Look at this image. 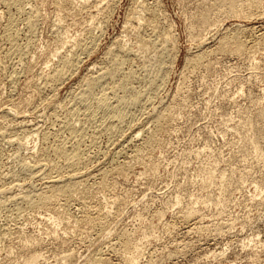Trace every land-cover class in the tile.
<instances>
[{
	"label": "rangeland",
	"instance_id": "374dc122",
	"mask_svg": "<svg viewBox=\"0 0 264 264\" xmlns=\"http://www.w3.org/2000/svg\"><path fill=\"white\" fill-rule=\"evenodd\" d=\"M21 1L7 5L0 0V183L21 185L14 183L17 187L4 194L13 193L16 200H0V205L3 200L6 204L0 206V264H25L34 253L41 257L33 264H84L95 253L106 256L109 264H125L116 252L122 232L139 243L138 264H264V42L242 52L218 47L229 32L244 37L247 47L261 37L264 3L249 15L246 11L245 17L228 12L230 0H88L76 8H59L56 0ZM245 1L249 0L235 4L244 8ZM141 6L147 9L142 12L145 20L148 9H155L159 25L155 30L145 27L142 19L145 24L137 25ZM98 7L108 8L100 26ZM30 13L36 15L33 21L28 20ZM204 14L211 21L203 25L198 19ZM10 17L15 21V49L5 39ZM91 26L95 38L90 49L79 53L73 72L50 86L47 73L58 61L54 50L69 53L67 46L80 35L86 38ZM157 29H168L173 38L166 70L157 68L153 49L143 51L138 45L147 37L156 38ZM119 50L126 56L121 73L129 70L136 76L128 86L146 96L129 107L132 118L128 113L127 121L112 127L117 130L113 135L100 112L87 122L76 100L87 78L107 66L110 52ZM199 52L203 58L191 64L189 59ZM157 73L163 78L147 94L145 87ZM157 111H165L167 124L163 122L165 126L156 132L152 118ZM67 118L84 129L81 136L64 129ZM247 121L254 123L262 157L242 142ZM136 130V137L127 140ZM45 132L47 141L41 138ZM148 133L155 135L154 142L139 147ZM54 135L67 147L78 143L83 157H88L80 169L87 177L78 184L80 193L67 202L58 197L47 208L27 206L25 199L48 187L45 190L47 179L33 177L24 163L33 164L40 148L54 143ZM208 167L225 175V180L217 177L202 186ZM61 171L52 174L65 179ZM256 182L259 194L253 195ZM24 192L29 196L23 198ZM185 208L195 209L189 220L182 218ZM55 209L67 212L69 222L52 223L49 216ZM157 212L159 219L154 217ZM90 216L93 225L82 220Z\"/></svg>",
	"mask_w": 264,
	"mask_h": 264
},
{
	"label": "bare ground",
	"instance_id": "6f19581e",
	"mask_svg": "<svg viewBox=\"0 0 264 264\" xmlns=\"http://www.w3.org/2000/svg\"><path fill=\"white\" fill-rule=\"evenodd\" d=\"M88 0H56V3H57V6L59 8L61 7H65L66 5H71V6H76V7H83L82 5H85V3L87 2ZM237 1V0H236ZM2 2L4 4H7V5H11L12 3H20L22 2L21 0H2ZM246 2V1H245ZM244 2V3H245ZM264 3V0H249L248 2H246V9L244 10V8H239L236 6L235 4V0H230V3H229V11L230 13L232 14H236V15H240V14H244L246 13V11H248V15L249 13L251 12V9H256V8H259L262 4ZM65 5V6H63ZM79 5V6H78ZM264 5V4H263ZM3 6V5H2ZM9 7V6H7ZM69 7V6H68ZM75 7V8H76ZM262 8V7H261ZM70 9V8H69ZM72 10V9H71ZM146 8H144L143 6H141V8L139 9L138 12V15H137V21L136 23H138L137 25H144L146 21V26H150L151 28H153V30H155L157 27H159V25L157 26L158 24V16L156 15V11L155 9H148V20H145L143 19V15L145 16V14L142 15V12H146ZM257 10V9H256ZM101 9L98 7L97 9V15L101 14L102 15V19L98 20V22L96 23L97 26H100V24L103 22V20H105V16L107 15V12H108V8L106 9ZM262 11V10H261ZM31 14V13H30ZM29 14V15H30ZM252 15V14H250ZM36 16V15H35ZM33 14H31L30 17H28L30 21H33ZM246 17V15H245ZM95 18V15H91V18L90 20L93 21ZM140 19H142L143 22L140 21ZM89 20V21H90ZM145 20V21H144ZM199 23H202L203 25L205 23H208L209 20H210V17L209 15H201L198 19ZM29 21V23H31ZM95 21V20H94ZM94 21L92 23H94ZM135 21H136V18H135ZM211 21V20H210ZM96 22V21H95ZM217 22V21H216ZM15 21L13 18H8V21L5 25V33H6V40L10 42L12 48L16 47L15 43H16V31H14L13 33V26H15ZM104 23V22H103ZM14 24V25H13ZM95 25V26H96ZM136 25V26H137ZM216 25V23H215ZM139 27V26H137ZM90 28V29H89ZM88 30L86 31L87 34H85V37L86 38H82L79 36L74 38L73 42L71 44H69V46H67V49H68V52L66 51V53H60L59 52V47L56 48L53 52V57H57L58 61H57V64L51 69V71L49 73H47V82L50 83V86L51 85H56L58 84L59 82H62V80L71 72H73L72 70L74 69L75 67V63L77 62L78 60V56H79V53H82V52H85L87 50L90 49V46L91 44L93 43L94 41V38L95 36L93 35L92 33V26L89 27ZM101 28V27H100ZM141 28V26H140ZM248 28V27H247ZM134 29V28H133ZM138 28H136L137 30ZM135 30V29H134ZM140 30V29H138ZM99 31V30H98ZM4 32V31H3ZM85 32V33H86ZM228 33V32H227ZM87 35V36H86ZM198 35V34H197ZM202 35V34H201ZM240 34H238L237 32H232L227 35V36H223L222 40L220 41V45L218 47H220V49H222V51H230V52H242L246 49H250V50H254L256 49L258 46H260V44H262V42H264V32H262L260 35L261 37L259 36V38L254 41V43L252 45H249V47H247L246 45V42L243 40V39L239 36ZM243 36V35H242ZM71 37V36H70ZM200 37V36H199ZM258 36L256 35V38ZM72 38V37H71ZM155 38V37H154ZM153 37L148 39V37L146 39H143L141 41V43H139V48L142 49L143 51L144 50H147V49H153L155 54L158 56V62H157V68L159 70H166V64H168L165 60L166 57L170 58L171 57V52H169V50L171 49V46H172V43H173V38L172 36L170 35V32L168 29H163L162 31H159L158 29L156 30V38L154 39ZM250 38V37H249ZM65 39H67V37H65ZM65 39H64V42H65ZM69 39V37H68ZM220 39V38H219ZM218 39V41H219ZM251 39V38H250ZM63 40V39H62ZM61 40V41H62ZM204 40V39H203ZM202 40V41H203ZM246 40V39H245ZM68 41V40H67ZM63 42V43H64ZM251 43V42H250ZM18 44V43H17ZM66 45V44H64ZM64 45L60 46L61 48L64 47ZM97 46V45H96ZM18 47V46H17ZM170 47V48H169ZM216 47V46H215ZM247 47V48H246ZM210 48V47H209ZM15 49V48H14ZM19 49V48H18ZM211 49V48H210ZM209 49V50H210ZM66 50V49H65ZM202 50V49H201ZM11 51V50H10ZM15 51V50H14ZM171 51V50H170ZM212 51V50H211ZM217 51V50H216ZM20 52V51H19ZM109 53V52H108ZM200 53V52H199ZM87 54V53H86ZM196 55V54H195ZM203 55L200 53V54H197L195 57H193L191 60L189 59V62L193 65H196L203 57ZM20 57V56H19ZM125 55L122 54L119 51H114V52H110V56L108 57L109 58V61H108V64L107 66L104 67V69H102L101 71L96 72L98 74L94 75V76H89L87 78V80L85 81L83 87L81 88V91L79 92V95H78V98L76 100V103H78V105H81V108H83L84 110L82 111H85V116L86 120H88L87 122H89L91 119V117H94V114L97 113V112H100L99 114H103V118H106L107 120V124H108V129L112 127H114L115 125L117 126L118 124H120L121 122H124L126 119V116L128 113V110H131L129 109L130 106H134V104H138V102L140 103V100L144 99L143 97L146 96V94H144L145 96H142L143 95V92H139V91H135L133 88H130L131 86H128L129 85V82L132 81L133 77L136 78V76L132 73V71L130 72L128 70V72L126 73H121L122 72V66L124 64V62H126L125 60ZM128 59V57H127ZM171 59V58H170ZM170 62V60H168ZM79 62V61H78ZM188 62V63H189ZM100 63V62H99ZM13 72V71H12ZM11 72V73H12ZM124 72V71H123ZM8 75H10L9 73H7ZM13 74V73H12ZM83 75V73H82ZM145 75V74H144ZM148 75H152V74H148ZM147 75V76H148ZM69 77V76H68ZM163 76L160 74V73H157V74H153L152 77H150V81L148 83V87L146 86L145 87V92L148 94H150V92L153 91L154 87L156 86V81L157 80H160L162 79ZM10 79V78H9ZM135 80V79H133ZM148 80V79H147ZM9 85V83H8ZM106 85V86H105ZM158 85V84H157ZM52 86V87H53ZM97 87H101L100 91H95V89ZM156 88V87H155ZM107 89H109L107 91ZM97 90V89H96ZM156 90V89H155ZM154 90V91H155ZM121 91V93L119 92ZM143 91V90H142ZM154 93V92H153ZM152 93V94H153ZM76 96V94H75ZM151 95H149L150 97ZM148 97V96H147ZM146 97V98H147ZM154 97V96H153ZM148 99V98H147ZM146 99V100H147ZM75 101V100H74ZM143 101V100H142ZM141 101V102H142ZM152 101V100H151ZM143 103V102H142ZM146 103V102H145ZM71 105V104H70ZM74 105V104H73ZM143 106V105H142ZM69 107V106H68ZM77 107V106H76ZM159 107V106H158ZM78 108V107H77ZM76 108V110H78ZM80 108V107H79ZM131 108V107H130ZM73 109L75 108H72L71 110L73 111ZM139 110V109H138ZM81 111V112H82ZM132 111V110H131ZM141 111V110H140ZM163 111V110H162ZM5 114H8L9 113V110H5L4 111ZM52 112V111H51ZM68 112H71V111H68ZM75 112V110H74ZM155 112V111H153ZM165 112V111H164ZM164 112H158L155 113L152 117L153 119V122H154V125L156 126V132L158 131L157 129H162L165 125H163V122L167 119L166 117V113ZM73 112H71L72 114ZM76 113V112H75ZM78 113V112H77ZM76 113V114H77ZM83 113V112H82ZM132 113V112H131ZM130 113V114H131ZM262 113H263V110H262ZM261 113V114H262ZM4 114V115H5ZM54 114V113H53ZM70 114V113H69ZM74 114V113H73ZM72 114V115H73ZM80 114V113H79ZM98 114V113H97ZM98 114V115H99ZM68 115V114H67ZM129 115V114H128ZM10 116V114H9ZM70 116V115H69ZM102 116V115H101ZM130 116V115H129ZM100 117V116H99ZM147 117V116H146ZM74 118V116H73ZM98 118L97 117H94L93 118V121ZM132 118V114H131V117ZM261 118H264L263 116H261ZM75 119V118H74ZM83 119V118H82ZM100 120V119H99ZM104 120V121H106ZM129 120V119H128ZM62 121V120H61ZM72 121V119H71ZM70 121L69 118H67L63 124H64V129L68 130V132H70L71 134H74L76 135L77 133H79V136L80 135V132L83 131L84 129L81 130L82 127H79L77 128V125H73L72 122ZM92 121V122H93ZM127 121V119H126ZM130 122V121H129ZM133 122V121H132ZM245 122V121H244ZM77 123V122H76ZM79 123V122H78ZM91 123V122H90ZM104 123V122H103ZM152 123V122H151ZM248 123V121H247ZM20 124V123H19ZM82 124V122H81ZM105 124V123H104ZM164 124H167L164 122ZM244 124V123H243ZM254 124V123H253ZM253 124L250 122L248 124H244L246 125L245 127V139L242 141V142H248V144H250V150L251 152L256 156V157H262L263 156V151L261 150V148L259 147V140L258 138H256V135H255V132H254V126ZM84 125V124H83ZM87 125V124H86ZM96 125V124H95ZM142 125V124H141ZM151 125V124H150ZM23 126V125H21ZM32 126V125H31ZM107 126V125H106ZM105 126V127H106ZM118 126H121V125H118ZM26 127V126H25ZM34 127V126H33ZM101 127V126H100ZM84 128V127H83ZM104 128V127H103ZM116 128V127H115ZM114 128V129H115ZM125 128V127H124ZM132 128V127H131ZM21 129V128H20ZM52 129V128H51ZM58 129V128H57ZM87 129V128H86ZM106 129V130H108ZM113 129V128H112ZM114 129L113 131H109V132H113V135H114ZM127 129V128H126ZM140 129V128H139ZM1 130V129H0ZM53 130V129H52ZM81 130V131H80ZM97 130V129H96ZM100 130V129H99ZM116 130V129H115ZM121 130V129H120ZM118 130V131H120ZM149 130V129H148ZM28 131V130H27ZM40 131V130H39ZM86 131V130H85ZM117 131V130H116ZM140 130H138V132H140ZM143 131V130H142ZM155 131V130H154ZM24 132V131H23ZM52 132V131H51ZM132 132V131H131ZM241 132V130H240ZM38 133V132H37ZM46 133V132H45ZM43 133L41 135V138L43 141H47L48 139V136L47 134L48 133ZM62 133V132H61ZM82 133V132H81ZM102 133V131H101ZM124 133V132H123ZM134 133V132H133ZM152 133V132H151ZM149 134L147 136H145V138H143V140H140L141 141V144L139 145V147H148L150 146L153 142H154V137L155 135L154 134ZM244 133V132H243ZM31 134V133H30ZM29 134V138L31 140H33L34 138L37 140L36 137H33V135H30ZM50 134V133H49ZM55 134V133H54ZM59 134V133H58ZM69 134V133H68ZM70 134V135H71ZM122 134V133H121ZM131 134V133H130ZM137 130L135 131L134 135L131 134L129 135L130 137H128L129 139L127 140H133V138L136 137L137 135ZM2 135V134H0ZM53 135V134H52ZM91 135V134H90ZM145 135V134H143ZM243 136V134H241ZM56 136V135H54ZM72 136V135H71ZM241 136V137H242ZM40 137V136H39ZM139 137V136H138ZM61 138V136H60ZM94 138V137H93ZM112 138V137H111ZM117 138V137H116ZM244 138V137H242ZM23 139V138H22ZM62 139V138H61ZM71 139V138H70ZM78 139V137H77ZM81 139V137H80ZM107 139V138H106ZM41 140V139H40ZM55 140V139H54ZM63 140V139H62ZM59 139L58 136H56V140L54 141V143L50 142L52 145L48 146L47 148L46 147H41L40 148V153L39 156L35 157L37 158L36 160L34 159V162L33 164H30L27 165L26 163H24V167H28V170H29V167H30V172L33 175V177H35L37 174L40 175V177H45L47 179V183H46V186L44 187L45 190H46V187H48V190L47 191H44V190H40L38 192V194H35V196L33 198H27L25 199V202H28L29 204L27 206H32V207H46L47 206H51V205H54V202H55V199H57L58 197H64L65 201L67 202L68 200H70L71 197H73L78 190V184L80 183V186L82 184V180L84 181L86 174H83L82 171L80 170L81 167L84 165V161L87 158H84L83 157V150H81L79 147H78V143L76 144V146H71L72 147H67V144L65 145L66 142L63 143V141ZM73 140V139H72ZM79 140V139H78ZM77 140V141H78ZM89 140V139H88ZM124 141V140H123ZM80 142V141H79ZM84 142V141H83ZM94 142V141H93ZM111 142V141H110ZM138 142V141H137ZM26 143V142H25ZM90 144V143H89ZM246 144V143H244ZM23 145V144H22ZM34 145L32 146V148H34ZM69 145V144H68ZM247 145V144H246ZM92 146V145H90ZM107 146V145H106ZM125 146V145H124ZM36 147V146H35ZM102 148V147H101ZM105 148V147H104ZM121 148V147H120ZM123 149V148H121ZM128 149V148H127ZM39 150V148H38ZM86 150V149H85ZM133 150V149H132ZM102 151V150H101ZM34 152V151H33ZM113 152V151H112ZM115 152V151H114ZM119 152V151H118ZM131 152V151H130ZM35 153V152H34ZM124 153V152H123ZM118 154V153H117ZM116 154V155H117ZM140 154V153H138ZM138 154H134L135 156ZM85 155V154H84ZM113 155V154H112ZM93 156V155H92ZM96 156V155H95ZM132 156V155H131ZM140 157V156H138ZM90 158V157H89ZM94 158V157H93ZM135 159V157H134ZM94 161V160H93ZM86 162V161H85ZM91 163V162H90ZM29 164V163H28ZM22 166V165H21ZM26 167V168H27ZM86 167V166H84ZM82 167V168H84ZM25 168V169H26ZM209 169L205 170V176L203 177V181L201 182V185L204 186V185H209L210 183H213L214 182V179H219V181H224L225 180V175L223 176V174H220V172H218V174H216L215 170L211 167H208ZM24 169V168H23ZM102 169V168H101ZM205 169V168H204ZM203 169V170H204ZM64 171V173H62V171ZM84 170V169H83ZM61 173L66 177L65 179H60L61 178V175H60V178L59 175L57 177V174L58 173ZM57 173L55 175H53L52 173ZM104 172V171H103ZM101 172V173H103ZM107 172V171H106ZM13 174V173H12ZM37 175V176H39ZM90 175V173H89ZM8 176V175H7ZM103 176V175H102ZM6 177V176H5ZM24 177V176H23ZM32 177V175H31ZM92 177V176H91ZM63 178V177H62ZM14 179V178H13ZM19 179V178H18ZM17 180V178H16ZM30 180V179H29ZM87 180V178H86ZM101 180V179H100ZM103 180V178H102ZM1 182V181H0ZM10 182V181H9ZM19 182V181H18ZM43 182V181H42ZM13 183V182H12ZM11 183V184H12ZM15 183V181H14ZM13 183V184H14ZM45 183V182H44ZM43 183V184H44ZM222 183V182H221ZM3 184V183H2ZM0 183V200H2L1 198L5 199V201L7 200H10L11 198L12 199H15L17 197H12L11 195L12 194H8L7 196L8 197H5L6 195V192H8V190H12V187L15 186L17 187L16 185H19V184H16V185H11V186H5V184L2 185ZM9 184V183H8ZM21 184V183H20ZM25 184V183H24ZM21 187V185H19ZM259 183H255L254 184V187H255V193L253 195H257L259 194L258 192V189L259 188ZM82 187H84V185H82ZM33 188V187H32ZM41 188V187H40ZM81 187H79L80 189ZM21 189V188H20ZM86 189V188H85ZM14 190V188H13ZM30 191V190H29ZM31 192V191H30ZM22 193V192H21ZM20 193V194H21ZM28 193V192H26ZM34 193V192H33ZM36 193V192H35ZM80 193V191H79ZM85 193V191H84ZM19 194V195H20ZM29 194V193H28ZM28 194H25L24 192V196H22L23 198L25 197H28L29 195ZM32 194V192L30 193ZM86 194V193H85ZM15 195V194H14ZM33 195V194H32ZM73 195V196H72ZM78 195V194H77ZM81 195V194H80ZM16 196V195H15ZM31 196V195H30ZM76 196V195H75ZM5 197V198H4ZM22 197H18V198H22ZM10 198V199H9ZM22 198V201L24 200ZM16 200V199H15ZM13 200V201H15ZM28 200V201H26ZM178 198H176V202H177ZM20 201V199H19ZM115 201H118V200H115ZM2 202V201H1ZM113 202V201H112ZM20 203V202H19ZM65 203V202H63ZM120 203V202H119ZM27 204V203H26ZM3 205H6L4 203V200H3V204H1L0 206H3ZM83 205V204H82ZM24 206V205H23ZM30 206V207H31ZM85 206V204L83 205ZM67 207V206H66ZM66 207H65V210H66ZM49 208V207H48ZM64 209V207H62ZM18 209V208H17ZM53 209V208H52ZM69 212V211H68ZM106 212V211H105ZM104 212V213H105ZM182 213V218L185 219V220H189L191 217H193V215H195V209L194 208H185V209H182L180 211ZM53 215H50V219L52 220L51 222L54 223L55 225H58L59 223H64V222H69L68 219L70 218V216L67 215V212H64L63 211H60L58 209H55L53 210ZM98 213H101V212H98ZM71 214V213H70ZM103 214V212L101 213ZM156 215L154 216L155 218L159 219L161 217V214L160 213H155ZM82 215V214H81ZM89 215V214H88ZM88 215L84 216L83 217H87ZM72 216V215H71ZM97 216V215H96ZM99 216V215H98ZM105 216V214H104ZM69 217V218H68ZM74 217V216H73ZM89 217V216H88ZM75 219V218H74ZM72 219V220H74ZM97 219V218H96ZM83 221H87L88 224L90 225H93L94 224V221L95 219H93L91 216H90V219H87L85 220L82 219ZM77 221V220H76ZM74 222V223H77V222ZM80 221V220H79ZM82 222V221H80ZM194 227V226H193ZM198 228V226H195ZM194 227V228H195ZM57 228V227H56ZM5 231V230H4ZM55 231V229H54ZM53 231V232H54ZM55 234V233H54ZM118 242H119V249L116 251L119 253L120 255V258L122 259L123 262H125V264H138L139 263V258H140V255H141V248L139 246V243L138 242H135L133 239H131L130 235L125 233V232H122L121 234H119L118 236ZM117 244V243H116ZM118 245V244H117ZM114 247V246H113ZM117 247V246H116ZM117 249V248H116ZM104 253V252H103ZM102 253H95L93 254V256H89V258H87L85 260V263L84 264H109L107 262V258L106 256L104 255H101ZM41 257V255L37 254V253H34L32 254L26 261H25V264H33L37 261L38 257Z\"/></svg>",
	"mask_w": 264,
	"mask_h": 264
}]
</instances>
